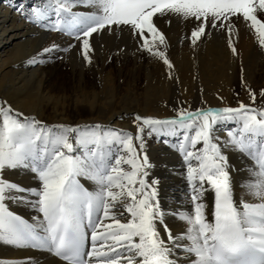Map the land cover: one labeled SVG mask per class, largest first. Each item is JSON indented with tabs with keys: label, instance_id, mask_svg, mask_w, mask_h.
Here are the masks:
<instances>
[{
	"label": "snow or ice",
	"instance_id": "obj_1",
	"mask_svg": "<svg viewBox=\"0 0 264 264\" xmlns=\"http://www.w3.org/2000/svg\"><path fill=\"white\" fill-rule=\"evenodd\" d=\"M10 2L27 23L67 35L72 42L63 51L78 49L88 65L94 34L126 29L134 55L161 60L178 79L161 20L190 25L194 46L213 30L226 31L233 56L234 28L243 24L264 49V0H33L27 9ZM59 50L52 43L27 63L44 64ZM244 83L251 103L180 106L164 118L133 113L134 133L103 122L50 124L0 97V242L46 250L61 264H264V87ZM154 136L182 159L190 209L172 213L184 225L175 231L164 222L153 175L147 141ZM230 152L245 158L243 168L230 163ZM17 170L33 184L7 175ZM235 174L258 202L236 198ZM10 203L38 214L29 222Z\"/></svg>",
	"mask_w": 264,
	"mask_h": 264
},
{
	"label": "bare ground",
	"instance_id": "obj_2",
	"mask_svg": "<svg viewBox=\"0 0 264 264\" xmlns=\"http://www.w3.org/2000/svg\"><path fill=\"white\" fill-rule=\"evenodd\" d=\"M27 9L33 0H15ZM86 11L89 9L79 8ZM166 32L167 55L173 62V76L157 58L134 55L136 44L125 29L102 31L90 38L94 55L91 65L83 62L79 50L63 49L70 38L57 31H48L27 23L13 8L10 0L0 2V97L26 114L36 113L47 123L103 122L134 133L133 113L170 117L174 108L237 106L251 103L245 83L254 89L264 87V49L243 24H236L234 40L238 55L227 45L226 31H211L194 46L186 37L191 26L183 20L159 21ZM52 43L59 51L45 57L46 63L29 65L28 57ZM119 50V51H118ZM111 57V59H108ZM257 97V105L259 104ZM123 117V118H120ZM225 135L224 126L218 129ZM155 167L153 175L160 179L159 201L167 213L165 223L174 231L184 227L172 214L190 209L188 190L182 178L180 154L165 146L155 136L147 141ZM230 163L243 168L245 158L239 152L229 153ZM8 176L23 185H32L31 176L22 170ZM236 198L242 195L249 202L256 198L239 188L241 176L234 175ZM212 193L207 195L209 204ZM9 209L31 222L37 211L10 203ZM90 247V245H89ZM32 258L34 264H61L46 250L16 247L0 242V260L22 261Z\"/></svg>",
	"mask_w": 264,
	"mask_h": 264
}]
</instances>
